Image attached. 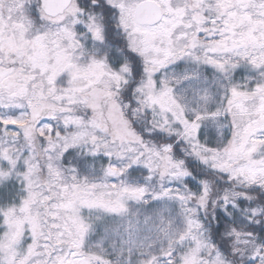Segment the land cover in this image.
Returning a JSON list of instances; mask_svg holds the SVG:
<instances>
[{"label": "snow or ice", "instance_id": "1", "mask_svg": "<svg viewBox=\"0 0 264 264\" xmlns=\"http://www.w3.org/2000/svg\"><path fill=\"white\" fill-rule=\"evenodd\" d=\"M0 264H264V0H0Z\"/></svg>", "mask_w": 264, "mask_h": 264}]
</instances>
